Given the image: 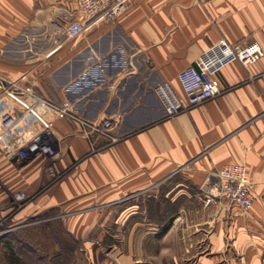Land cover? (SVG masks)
I'll return each instance as SVG.
<instances>
[{"label": "crops", "instance_id": "1", "mask_svg": "<svg viewBox=\"0 0 264 264\" xmlns=\"http://www.w3.org/2000/svg\"><path fill=\"white\" fill-rule=\"evenodd\" d=\"M80 15L76 0H0V198L24 192L20 220L51 216L74 240L91 243L116 223L108 264L145 254L150 264H264V56L228 65L219 95L175 115L155 92L170 82L186 101L179 74L221 39L264 48V0H130L115 24L67 39ZM90 70L88 85L70 88ZM45 99L69 100L93 122L113 118L120 139L87 135ZM38 132L54 154L17 164ZM228 163L247 167V210L204 205L201 184ZM146 193L175 211L151 219L136 202ZM170 218L157 253L152 240Z\"/></svg>", "mask_w": 264, "mask_h": 264}, {"label": "built area", "instance_id": "2", "mask_svg": "<svg viewBox=\"0 0 264 264\" xmlns=\"http://www.w3.org/2000/svg\"><path fill=\"white\" fill-rule=\"evenodd\" d=\"M129 2L130 0H76L81 15L66 26V38H77L101 23L115 24ZM263 56L264 48L258 42L249 45H232L221 39L207 51L202 62L186 68L179 74L178 80L184 90L186 101L179 96L170 82L160 83L156 86L155 92L166 113L175 115L219 95L223 91L220 74L228 65L238 62L248 67L257 63ZM91 73L90 70L83 74L70 88L73 86L82 88L88 85ZM0 87L4 88L2 79H0ZM45 102L67 118L78 122L89 136L98 134L107 138L109 142L120 139L114 131L116 121L113 118L93 122L76 111L69 100L60 104L49 99H45ZM43 154L53 155L54 150L45 139L44 133L38 132L17 150L14 161L21 164L33 156ZM200 189L205 206L221 204V208L226 212H232L235 208L247 210L255 198L244 163H228L209 172ZM19 196L22 202L27 199L23 192H19Z\"/></svg>", "mask_w": 264, "mask_h": 264}, {"label": "rangeland", "instance_id": "3", "mask_svg": "<svg viewBox=\"0 0 264 264\" xmlns=\"http://www.w3.org/2000/svg\"><path fill=\"white\" fill-rule=\"evenodd\" d=\"M19 192L7 198L4 196L0 198V264H11L9 258L11 248L21 256L25 264L109 263V259L114 256L113 250L118 244L116 223L107 224L106 236L102 237L98 235L99 233L96 234L97 232L92 233L91 243L90 240H74L64 235L58 223L52 222L51 216H36L20 220L17 215L23 208L24 201L22 202L19 198ZM152 196L146 193L140 195L136 200L140 203L139 210H145L144 214L151 219L163 220L164 217L175 211L176 208L164 197L154 198ZM19 204L22 205L19 206ZM112 209V214H116V207H112ZM140 227L141 231L148 229L147 224L140 225ZM161 229H157L156 238L152 240L157 253L161 251L162 247V243H159L160 239L157 237L161 235ZM147 243L148 241L145 239V244ZM143 256L142 264H150L149 262L153 261V256L148 257L147 254ZM177 259H179V255H177ZM166 264L176 263L171 261Z\"/></svg>", "mask_w": 264, "mask_h": 264}, {"label": "trees", "instance_id": "4", "mask_svg": "<svg viewBox=\"0 0 264 264\" xmlns=\"http://www.w3.org/2000/svg\"><path fill=\"white\" fill-rule=\"evenodd\" d=\"M172 223V218H170L166 223L163 224L161 232L166 231L170 225ZM9 258L11 260V264H25V262H23L21 256H19V254L15 251V250H9Z\"/></svg>", "mask_w": 264, "mask_h": 264}]
</instances>
